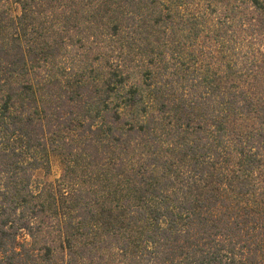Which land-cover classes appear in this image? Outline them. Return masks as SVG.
Here are the masks:
<instances>
[{
    "label": "trees",
    "instance_id": "trees-1",
    "mask_svg": "<svg viewBox=\"0 0 264 264\" xmlns=\"http://www.w3.org/2000/svg\"><path fill=\"white\" fill-rule=\"evenodd\" d=\"M0 264H264V0H0Z\"/></svg>",
    "mask_w": 264,
    "mask_h": 264
},
{
    "label": "rangeland",
    "instance_id": "rangeland-1",
    "mask_svg": "<svg viewBox=\"0 0 264 264\" xmlns=\"http://www.w3.org/2000/svg\"><path fill=\"white\" fill-rule=\"evenodd\" d=\"M61 163L58 157L51 155L49 158V170H38L34 174V186L41 183H55L61 174Z\"/></svg>",
    "mask_w": 264,
    "mask_h": 264
}]
</instances>
